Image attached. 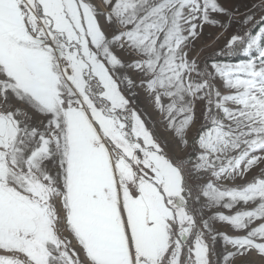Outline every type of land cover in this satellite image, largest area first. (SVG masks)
I'll return each mask as SVG.
<instances>
[{"label": "snow or ice", "instance_id": "obj_1", "mask_svg": "<svg viewBox=\"0 0 264 264\" xmlns=\"http://www.w3.org/2000/svg\"><path fill=\"white\" fill-rule=\"evenodd\" d=\"M0 264H264V0H0Z\"/></svg>", "mask_w": 264, "mask_h": 264}, {"label": "rangeland", "instance_id": "obj_2", "mask_svg": "<svg viewBox=\"0 0 264 264\" xmlns=\"http://www.w3.org/2000/svg\"><path fill=\"white\" fill-rule=\"evenodd\" d=\"M247 2H248V0H232V3H234V4H243V3H247ZM241 10H243V9H241ZM216 31L217 30L213 29V28H206L205 29V37L201 41V43H204V42H207L208 40H210L211 36L209 34L215 35ZM222 43H223V41H221V44ZM211 51H212V49H208L204 54L207 55L208 52H211ZM161 135H163V133H161Z\"/></svg>", "mask_w": 264, "mask_h": 264}]
</instances>
